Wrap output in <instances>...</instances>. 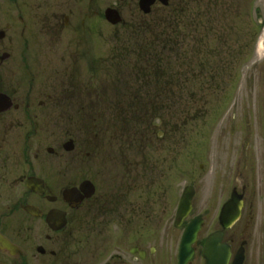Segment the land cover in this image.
<instances>
[{"label": "flooded vegetation", "instance_id": "obj_1", "mask_svg": "<svg viewBox=\"0 0 264 264\" xmlns=\"http://www.w3.org/2000/svg\"><path fill=\"white\" fill-rule=\"evenodd\" d=\"M198 4L0 0V264H182L186 188L170 187L184 173V76L196 79L188 68L211 25ZM226 6L232 36L233 13L247 18L241 112L231 138L211 142V196L187 222L203 216L185 264H207L215 233L229 251L220 264H264V0ZM158 82L179 84L177 139L162 116L174 93Z\"/></svg>", "mask_w": 264, "mask_h": 264}, {"label": "rangeland", "instance_id": "obj_2", "mask_svg": "<svg viewBox=\"0 0 264 264\" xmlns=\"http://www.w3.org/2000/svg\"><path fill=\"white\" fill-rule=\"evenodd\" d=\"M211 1L213 2V0H199L198 4L201 15L211 11L209 12L211 25L205 26L206 29H210L200 36L199 59H195L196 62L199 60L197 62L199 67L188 68L196 72V79L193 80L192 74L186 73L184 76V114L181 127L184 139V173L182 178L177 183L172 182L173 186L170 187L172 190H176L177 186L186 188L192 185L196 188L197 193L194 200L196 208L186 223L208 208L212 185L209 159L211 142L224 135L230 139L232 112H241L242 67L238 66L235 61L240 59L241 48L246 44L243 39V29L246 27L247 18L240 17L242 10L236 12L237 16L233 13L232 36L229 32L232 14H230V9H227L226 0H217L215 7L211 6ZM189 53L192 54V49H189ZM124 66L125 69L128 67ZM169 70L177 73L179 68L174 65ZM157 73H162V69L154 66L152 74ZM170 85L172 88L167 91L174 94L169 97L172 100L164 102V105L173 108L174 112L173 114L164 112L162 116L167 120L164 123L168 122L171 125L168 132L172 133L167 134L161 125L160 129L157 128L156 135L158 137V134L163 132L167 134V137L177 139L176 124L178 119L180 120L178 113L181 101L180 94H178L180 89L176 87L179 85L176 82ZM155 87L158 91L163 90L162 85L157 84ZM160 124V122L156 123V125ZM236 138L239 136L237 135ZM201 166L205 169H201ZM169 185H171V179H169ZM211 226L210 223L205 226L203 238L211 231Z\"/></svg>", "mask_w": 264, "mask_h": 264}, {"label": "water", "instance_id": "obj_3", "mask_svg": "<svg viewBox=\"0 0 264 264\" xmlns=\"http://www.w3.org/2000/svg\"><path fill=\"white\" fill-rule=\"evenodd\" d=\"M194 189L187 188L180 207V215L182 221L186 219L192 211V200L194 197ZM229 211L225 207L221 216V222L224 229H227L231 224L229 222L230 216ZM240 214L239 209H235L232 212V218L236 219ZM203 219L202 217L196 218L193 220L186 228L184 239L181 244L180 253H181V263L184 264L190 260L194 250L192 246L197 242L198 235L202 230ZM222 233H217L211 235L205 245H204V258L207 260V264H220L218 258H223L224 260L228 259V249L226 246L221 244ZM225 264V262H224Z\"/></svg>", "mask_w": 264, "mask_h": 264}]
</instances>
